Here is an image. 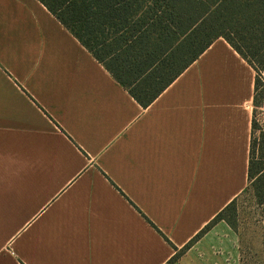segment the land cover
<instances>
[{"label": "crops", "instance_id": "0c3cea01", "mask_svg": "<svg viewBox=\"0 0 264 264\" xmlns=\"http://www.w3.org/2000/svg\"><path fill=\"white\" fill-rule=\"evenodd\" d=\"M256 78L220 38L145 108L39 0H0V264H167L249 187ZM173 264H247L240 231Z\"/></svg>", "mask_w": 264, "mask_h": 264}, {"label": "trees", "instance_id": "16d2710c", "mask_svg": "<svg viewBox=\"0 0 264 264\" xmlns=\"http://www.w3.org/2000/svg\"><path fill=\"white\" fill-rule=\"evenodd\" d=\"M39 1L145 108L220 38L256 70L257 103L264 72V0ZM249 182L257 202L264 206V139L258 149L254 132ZM236 202L167 264H173L216 223L224 220L235 230Z\"/></svg>", "mask_w": 264, "mask_h": 264}, {"label": "rangeland", "instance_id": "374dc122", "mask_svg": "<svg viewBox=\"0 0 264 264\" xmlns=\"http://www.w3.org/2000/svg\"><path fill=\"white\" fill-rule=\"evenodd\" d=\"M260 81L254 107V139L258 149L264 139V85ZM258 154H260L258 150ZM235 226L240 231L247 264H264V206L250 185L236 202Z\"/></svg>", "mask_w": 264, "mask_h": 264}, {"label": "built area", "instance_id": "2783aa9c", "mask_svg": "<svg viewBox=\"0 0 264 264\" xmlns=\"http://www.w3.org/2000/svg\"><path fill=\"white\" fill-rule=\"evenodd\" d=\"M260 79H261V81H262V83L264 85V72L260 73Z\"/></svg>", "mask_w": 264, "mask_h": 264}]
</instances>
